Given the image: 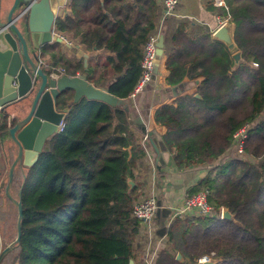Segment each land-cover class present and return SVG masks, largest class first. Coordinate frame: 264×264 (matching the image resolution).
Returning a JSON list of instances; mask_svg holds the SVG:
<instances>
[{"label":"trees","instance_id":"1","mask_svg":"<svg viewBox=\"0 0 264 264\" xmlns=\"http://www.w3.org/2000/svg\"><path fill=\"white\" fill-rule=\"evenodd\" d=\"M225 2L238 50L257 70L250 72L245 64L228 71L230 55L210 35L192 38L185 25L173 34L165 82L178 86L186 77L196 91L160 106L154 121L165 128L162 142L178 171L210 167L188 194L208 191L215 214L174 218L167 229V247L155 264H197L203 256L217 260L215 264H264V0ZM68 7L71 16L60 15L55 30L80 39L93 52L88 82L128 99L154 30L155 1L70 0ZM97 51L110 55L103 58ZM41 57L67 76L83 71V62L67 59L57 42L43 46ZM72 98L71 92L62 93L57 108L65 109ZM245 124L253 125L244 157L237 158L229 153L232 134ZM144 159L129 112L85 99L72 105L64 131L51 139L26 175L20 243L0 264L134 262L140 222L133 205L144 190ZM22 181L20 177L16 182L19 190ZM222 208L242 227L221 220ZM0 221L16 227L17 209L6 196L0 197ZM5 241L0 234V251ZM178 254L183 262L176 259Z\"/></svg>","mask_w":264,"mask_h":264},{"label":"water","instance_id":"2","mask_svg":"<svg viewBox=\"0 0 264 264\" xmlns=\"http://www.w3.org/2000/svg\"><path fill=\"white\" fill-rule=\"evenodd\" d=\"M61 1L0 0V126H4L0 130V190L7 180L4 195L17 209L16 236L0 251V263L20 243L23 223L21 192L27 171L49 147V142L56 135V126L72 110V105L85 99L121 107L129 112V99H118L106 88L95 87L88 82L86 61L83 62L82 73L74 77L62 74L54 79L46 73L48 68L39 59L40 50L47 44L59 41L54 28L60 17ZM234 32L235 24L226 22L211 38L226 47L233 67L239 68L246 62L234 41ZM156 49L154 75L157 74L162 55L161 39ZM81 54L78 56L81 57ZM13 78L16 79V87L11 86ZM152 85L153 81H150L146 88L150 89ZM67 91L73 94L72 101L65 109L59 110L57 99ZM195 96L199 98L197 94ZM132 125L146 137H151V133H147L142 125ZM6 153L12 154L11 163ZM16 171H20L23 180L17 199L9 191ZM129 184L133 186L132 182ZM220 219L242 227L227 208L221 209ZM176 259L183 262L179 254ZM216 262L210 259L203 264ZM129 264L134 262L131 260Z\"/></svg>","mask_w":264,"mask_h":264},{"label":"crops","instance_id":"3","mask_svg":"<svg viewBox=\"0 0 264 264\" xmlns=\"http://www.w3.org/2000/svg\"><path fill=\"white\" fill-rule=\"evenodd\" d=\"M154 1L156 4V15L154 17V30L152 33L158 36V41L160 39L162 41V55L159 58L158 71L151 80L153 81V85L150 89L145 88L136 97H129L128 99L131 101L129 103L131 122L142 125L147 133H151V137L148 138L136 128L141 136V143L144 146V164L148 168L144 179V190L153 189L156 192L158 210L153 220L154 231L151 234V238L145 234L144 227H140V233L133 246L136 253L134 264H144L147 258L146 251H148L149 257H155L153 262L155 264L158 254L167 247V229L172 213L181 206L185 197L189 195L188 191L205 178L210 170L209 166H193L178 171L172 154L165 148L162 142L165 128L157 125L154 121V114L160 106L172 104L177 97L193 94L196 91L195 83L189 81L186 77H184L178 86H169L165 82L167 75L165 61L174 49L172 46L173 34L180 25H185L189 36L192 38L199 35L212 36L220 27L217 17L223 16L224 13L222 10L214 7L212 0H181L172 15L164 16L163 0ZM69 3L70 0L61 1V16H71L68 7ZM64 37L71 43V46H67L61 40L57 42L60 44V49L64 56L69 60L75 58L88 63L89 59L93 56V52L87 51L80 43V39L73 38L71 34H66ZM79 53H82L81 57L78 56ZM96 53L103 58L110 55L105 51H97ZM39 59L40 62L44 63L45 68L50 67L48 61L42 59L41 50ZM231 64H233L232 60ZM48 141L46 144H48ZM6 157L8 162L11 163L12 154L6 153ZM20 177H22L20 174L16 175L13 184L9 188L11 196L15 199L19 196L16 182ZM4 187L5 185L0 190V197L3 196Z\"/></svg>","mask_w":264,"mask_h":264},{"label":"built area","instance_id":"4","mask_svg":"<svg viewBox=\"0 0 264 264\" xmlns=\"http://www.w3.org/2000/svg\"><path fill=\"white\" fill-rule=\"evenodd\" d=\"M181 0H163V10L164 16L172 15L178 5L180 4ZM214 7L222 10L223 16H218L217 21L218 24L221 26L222 24L229 22L228 21V8L226 5L225 0H212ZM54 32L55 28H54ZM59 40L64 42L67 46H71V43L67 41V39L61 35L56 33L55 34ZM158 42V36L150 33L147 39V42L143 48V56L140 62L141 66V75L140 78L130 95L131 98L136 97L139 93H141L149 82L152 80L154 74V61L156 58V45ZM246 66L248 67L250 72H255L257 70V64L252 61H247ZM233 64L227 66V70H233ZM49 69V75L57 79L63 73L55 70L54 68ZM12 87L17 86L16 79L13 78L11 82ZM253 124H245L239 129H237L232 134V141H231V148L237 158L244 157V143L248 135V131L251 129ZM65 129V118H62L59 124L56 126L55 134H60ZM48 148L44 151L46 152ZM208 194L209 192L206 190L200 191L193 195H187L183 200L181 206L176 209L172 215L170 222L174 218H184V217H204V216H213L215 214V209L209 204L208 202ZM158 210V200L157 194L153 189H146L143 190L142 193L137 197L136 201L133 205V215L134 217L140 222V227H144V232L147 234L148 237H152L151 234L154 231L153 227V220L155 218L156 212ZM140 233V230H139ZM146 260L144 264H154L155 257H149L148 251H146ZM211 258L208 256H203L202 258L197 260V264H203L204 262L209 261Z\"/></svg>","mask_w":264,"mask_h":264},{"label":"rangeland","instance_id":"5","mask_svg":"<svg viewBox=\"0 0 264 264\" xmlns=\"http://www.w3.org/2000/svg\"><path fill=\"white\" fill-rule=\"evenodd\" d=\"M48 74H49V72H48ZM46 146H47V144H46ZM229 153L234 154L233 150H229ZM10 194H11V192H10ZM2 200H3V198H2ZM2 206H4V205H2ZM3 225H5V229H4V232L6 233L5 235L2 231ZM10 225H11L10 222H7L4 224V222L0 221V234H1L2 238L4 237L6 239L5 243H3V245H4L3 247L7 246L11 242V240H13V238L16 236V227H14V229H13L12 225L11 226Z\"/></svg>","mask_w":264,"mask_h":264},{"label":"flooded vegetation","instance_id":"6","mask_svg":"<svg viewBox=\"0 0 264 264\" xmlns=\"http://www.w3.org/2000/svg\"><path fill=\"white\" fill-rule=\"evenodd\" d=\"M19 174H21L20 171H16V172H15V175H14V178H13V182H14V180H15V178H16V175H19ZM6 182H7V180H6ZM6 182H5V185H6ZM3 196H5V195H4V192H3Z\"/></svg>","mask_w":264,"mask_h":264}]
</instances>
